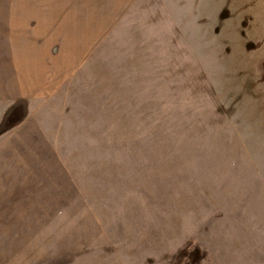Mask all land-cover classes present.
Here are the masks:
<instances>
[{
	"label": "rangeland",
	"instance_id": "1",
	"mask_svg": "<svg viewBox=\"0 0 264 264\" xmlns=\"http://www.w3.org/2000/svg\"><path fill=\"white\" fill-rule=\"evenodd\" d=\"M0 264H264V0H0Z\"/></svg>",
	"mask_w": 264,
	"mask_h": 264
}]
</instances>
